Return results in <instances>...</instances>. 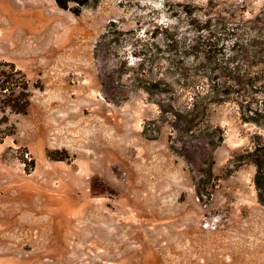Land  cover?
Listing matches in <instances>:
<instances>
[{
	"label": "rangeland",
	"instance_id": "1",
	"mask_svg": "<svg viewBox=\"0 0 264 264\" xmlns=\"http://www.w3.org/2000/svg\"><path fill=\"white\" fill-rule=\"evenodd\" d=\"M0 60V264H264V0H0Z\"/></svg>",
	"mask_w": 264,
	"mask_h": 264
},
{
	"label": "trees",
	"instance_id": "2",
	"mask_svg": "<svg viewBox=\"0 0 264 264\" xmlns=\"http://www.w3.org/2000/svg\"><path fill=\"white\" fill-rule=\"evenodd\" d=\"M186 56L187 54L185 52L180 59L172 60L170 64V67H172V70L170 69L171 72L166 71L167 76L171 75L173 76L172 78H176L177 81L170 82L166 79H160L157 83L158 87L163 90L167 89H164V87L161 86L162 84L169 89H173V87L178 84L188 87L191 75L198 71V66L202 63V61L201 58L188 61L187 59H184ZM215 59L216 58L213 57L212 60L215 61ZM217 66L220 70V63H218ZM224 76L230 77V79H233L235 82H239L241 85L245 83L244 79H241L238 76H231L229 74H224ZM224 83L227 84V81ZM219 86L220 85L215 83L214 90H216V92L217 89L219 90ZM32 87L33 84L29 80L27 74L22 69L18 68L15 63L0 60V112L4 115H6L7 112L26 114L31 105V99L33 96ZM34 87L40 88V86L37 85H34ZM222 91L223 93L229 92L228 89H224ZM258 93L264 94V90H260ZM262 103H264V100H262ZM246 158H249L248 160L256 166L257 170L254 181L258 191V199L260 203L264 205V143L255 146L252 151L247 154Z\"/></svg>",
	"mask_w": 264,
	"mask_h": 264
}]
</instances>
